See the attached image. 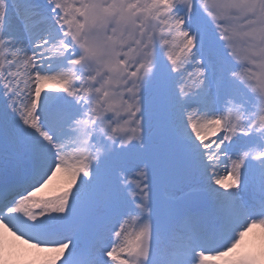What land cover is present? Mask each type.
I'll return each instance as SVG.
<instances>
[{
	"label": "snow or ice",
	"instance_id": "1",
	"mask_svg": "<svg viewBox=\"0 0 264 264\" xmlns=\"http://www.w3.org/2000/svg\"><path fill=\"white\" fill-rule=\"evenodd\" d=\"M0 264H264V0H0Z\"/></svg>",
	"mask_w": 264,
	"mask_h": 264
},
{
	"label": "bare ground",
	"instance_id": "2",
	"mask_svg": "<svg viewBox=\"0 0 264 264\" xmlns=\"http://www.w3.org/2000/svg\"><path fill=\"white\" fill-rule=\"evenodd\" d=\"M257 232H258V230H257Z\"/></svg>",
	"mask_w": 264,
	"mask_h": 264
},
{
	"label": "rangeland",
	"instance_id": "3",
	"mask_svg": "<svg viewBox=\"0 0 264 264\" xmlns=\"http://www.w3.org/2000/svg\"><path fill=\"white\" fill-rule=\"evenodd\" d=\"M259 231V230H258Z\"/></svg>",
	"mask_w": 264,
	"mask_h": 264
}]
</instances>
